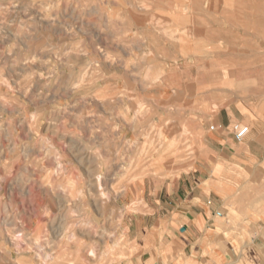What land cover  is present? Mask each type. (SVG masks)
I'll return each mask as SVG.
<instances>
[{
	"label": "rangeland",
	"instance_id": "374dc122",
	"mask_svg": "<svg viewBox=\"0 0 264 264\" xmlns=\"http://www.w3.org/2000/svg\"><path fill=\"white\" fill-rule=\"evenodd\" d=\"M218 3L0 0V264H141L153 220L128 227L142 196L190 170L217 119L251 129L249 106L264 121L254 39L194 30ZM246 138L228 140L247 159L226 173L245 187L264 181V151L250 156ZM261 205L246 197L244 214L204 227L209 264H242L241 241L252 254L245 227Z\"/></svg>",
	"mask_w": 264,
	"mask_h": 264
},
{
	"label": "crops",
	"instance_id": "0c3cea01",
	"mask_svg": "<svg viewBox=\"0 0 264 264\" xmlns=\"http://www.w3.org/2000/svg\"><path fill=\"white\" fill-rule=\"evenodd\" d=\"M204 2L219 3L209 6L212 9L211 15L204 19L202 25H197L200 21L195 20L194 30L203 32L205 37L209 33L210 38L220 39L225 44L228 36L252 38L255 50L249 53L264 56V0ZM229 2H242L241 11L231 12ZM253 69L264 70V63ZM256 97L257 100L252 97L251 102H264V95ZM244 109L248 112L242 114L243 119H248L252 124L243 138L247 137L244 146L250 156L258 158L259 152L264 151V143L258 138L264 133V121H259L258 117L252 118L250 115L254 114L249 106ZM229 120L225 123V120L217 119L214 125L218 127L213 130L208 127L209 133L225 143L217 142L216 139L211 141L212 138L207 134L201 148L203 153L194 158L190 170L172 178L170 182H162L155 192L149 191V196H142V201L137 206L140 210L130 211V232L134 216L145 215L153 220L149 228L140 226L146 239L142 244L141 264H209L210 259L206 256L208 250L203 244L204 227L208 229L207 226L210 225L209 229H215L222 223L226 225L223 219L229 213V208L237 214H244V198L249 196L262 202V205L250 207L253 211L250 213L258 216L257 221L249 222L248 227H245L253 231L252 254L249 253L247 241H241L240 246L245 247L247 253L242 252L240 260L245 264L250 256L255 264H264V181L259 178L255 183L246 182L248 185L245 187L244 180L241 185H234L226 175L231 164L243 165L247 159L245 155L235 158L232 156L228 140L234 144L243 140H233L229 128L234 121ZM213 212L219 219L213 218ZM175 225L178 231L175 230Z\"/></svg>",
	"mask_w": 264,
	"mask_h": 264
},
{
	"label": "built area",
	"instance_id": "2783aa9c",
	"mask_svg": "<svg viewBox=\"0 0 264 264\" xmlns=\"http://www.w3.org/2000/svg\"><path fill=\"white\" fill-rule=\"evenodd\" d=\"M216 125L212 124L209 126V129L213 130L215 129ZM231 134H232V138L235 142H240L243 140L244 136L248 133V126L245 124H242L241 122H233L230 125L229 128Z\"/></svg>",
	"mask_w": 264,
	"mask_h": 264
},
{
	"label": "bare ground",
	"instance_id": "6f19581e",
	"mask_svg": "<svg viewBox=\"0 0 264 264\" xmlns=\"http://www.w3.org/2000/svg\"><path fill=\"white\" fill-rule=\"evenodd\" d=\"M42 49V48H41ZM32 58V57H31ZM28 61V60H27ZM91 63V62H90ZM94 69V68H93ZM98 73V72H97ZM29 77V76H28ZM141 82V81H140ZM96 86V85H95ZM29 87V86H28ZM111 89V88H110ZM77 148V147H76ZM80 150V149H79ZM74 157V156H73ZM138 162V161H137ZM60 165V164H59ZM58 166V165H57ZM61 170V169H60ZM80 173V172H79ZM98 173V172H97ZM95 177H96V175H95ZM100 179H101V175L99 174H97V177H96V182H99L100 181ZM93 183V182H92ZM99 185V184H98ZM59 186V185H58ZM95 190V189H94ZM61 193V192H60ZM103 194V193H102ZM104 196V195H103ZM98 201H99V199H98ZM59 219V218H58ZM75 227V226H74ZM73 227V228H74ZM60 228V227H59ZM53 230V229H52ZM72 231V230H71ZM72 236V235H71ZM67 239H69V237L67 238ZM39 252V251H38ZM91 255L93 254V251L91 250L90 252H89ZM39 254V253H38ZM43 255V254H42ZM94 256V255H93ZM38 257V256H37ZM43 258V257H42Z\"/></svg>",
	"mask_w": 264,
	"mask_h": 264
}]
</instances>
